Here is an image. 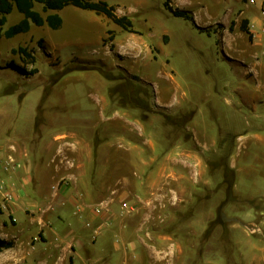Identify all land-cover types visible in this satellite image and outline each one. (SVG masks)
Masks as SVG:
<instances>
[{"label": "crops", "instance_id": "1", "mask_svg": "<svg viewBox=\"0 0 264 264\" xmlns=\"http://www.w3.org/2000/svg\"><path fill=\"white\" fill-rule=\"evenodd\" d=\"M215 1L216 6H209L206 0H182L179 8L192 12L195 23L191 22L199 34L219 36L216 25L222 22L216 21V7L220 1ZM244 1L245 7H232L229 17L241 10L252 41L235 32L237 25L233 32L225 28L221 40L227 51L224 56L237 70L234 80L226 79L212 89L191 88L177 101L171 79L162 73L172 59L173 47L168 48L172 36L167 31L159 43L147 19L142 29L132 19L134 31H129L105 15L91 18L105 29L102 40L109 30L115 31L114 51L103 44L106 56L120 57L114 62L119 72L148 83L157 75L163 78L152 86L149 83L152 100L149 94L145 97L149 110L163 108L160 116L154 109L143 111L133 92L114 86L105 69L98 67L76 70L82 71L76 80L94 84L98 94L77 118L65 117L59 106L50 109L55 111L51 116L40 117L37 112L30 122L12 114L0 116L7 125L6 138H0V158L12 163L9 169L0 164V238L15 244L0 252V264H143L140 253L146 236L154 254L159 250L156 238L162 236L170 238L168 251H182L184 242L177 238L187 236L189 229L203 238L205 222L219 217L222 204L228 205L230 221L263 224L264 187L251 195L248 190L258 187L249 183L252 174L264 179V20L257 12H248L250 0ZM255 1L253 5L259 7L261 0ZM35 9L39 10L37 3ZM146 26L148 37L141 31ZM197 26L212 30L208 33ZM121 32L128 34L119 39ZM164 35L169 36L168 42ZM233 35L243 43L237 44ZM228 36H232L229 42ZM54 118L66 126L74 123L75 128L47 132ZM240 120L251 131L239 132ZM242 153L247 157L244 166L231 161L227 168L234 174L235 193L244 194V204L250 208L235 211L237 202L220 196L210 162ZM240 183L245 184L244 191ZM124 201L132 206L127 213H122ZM102 203L111 206L110 213L94 212ZM257 203L260 210L252 208Z\"/></svg>", "mask_w": 264, "mask_h": 264}, {"label": "rangeland", "instance_id": "2", "mask_svg": "<svg viewBox=\"0 0 264 264\" xmlns=\"http://www.w3.org/2000/svg\"><path fill=\"white\" fill-rule=\"evenodd\" d=\"M104 1L114 5L117 9V14L119 12L133 19L138 29H142L145 19L149 20L153 27L152 33L156 35L155 41L160 43V37L165 31L172 36L173 43L168 45L170 51L171 47H173L171 52L172 59L168 66L164 67L165 70L162 73L168 76L169 81L171 79L174 92L176 91V101L179 98H183V92L191 88L203 85L212 89V87L217 88L223 85L226 79L234 80L237 70L231 65L232 62L224 56L226 47L223 48L221 42L225 28L229 32H233L237 25L235 32H242L249 42L252 41L249 34L241 28L243 21L246 20L243 18L241 10H238L236 17L231 20L229 17L232 7H245L244 0H219L220 4L216 7L218 14L216 21H221L222 23L216 25V31H219V36L211 33V37L199 34L197 28L190 20L174 16L166 9L165 0ZM206 1L209 6L216 4L215 0ZM250 2L248 3L252 9H249L248 12L251 13V10L257 12L264 20V15L260 8L257 5H253V3L251 5ZM181 3L182 0H178L172 6L179 8ZM37 6L39 9L37 11L43 13L46 17L48 12L43 10V5L37 3ZM59 14L63 22L58 29H53L48 25L38 26L33 24L29 32L17 34L12 38H6L4 32L20 22L23 14L14 9L12 13L7 15L6 23L3 26L0 25V116L12 114L19 118L23 117V120L28 118V122H30V120L35 119L37 112L40 117L51 116L50 112L55 113V111L50 109L59 106L62 108V112L67 114L65 117L68 118L69 116V119L77 118L78 114L84 110L83 108L92 99L96 100L98 98V94L94 90V84L76 80L75 77L81 75L82 71H76L78 69L67 71L71 64L105 69L108 73V79L114 81V86H118L121 90L133 92L135 100L142 102L141 109L143 111L149 112L153 110L152 106L149 110V100L145 98L149 94V99L152 100L150 82L148 83L137 76H129L124 72H119L114 62L120 57L117 58L115 53L106 56L107 47L104 44H108L110 50L114 51L115 31L109 30L104 40H102L105 29L91 20L92 17H99L93 11L69 5L60 10ZM232 22H234L233 30L230 29ZM110 26H113V23ZM210 30L212 29L205 32L209 33ZM141 31L145 37H148L147 26ZM127 34V32L118 33V38H125ZM231 37L228 36V42ZM233 37H235L234 40L237 44L243 43V40L237 39L239 36L233 35ZM163 38L165 42H168L169 36L164 35ZM40 40H43L41 41V46L39 44ZM21 45L28 47L35 54V64L22 62L20 55L13 52V49ZM163 50L165 51V47ZM156 51L157 53L160 52L158 47H156ZM162 55L164 57V53ZM124 61L126 64L131 62L128 58L124 59ZM18 66L23 68V70H20ZM196 66L201 68L199 69ZM33 68L38 69V72L33 75H29L24 71H29ZM194 72L198 73L192 76L191 73ZM65 76L68 77V79L66 78L67 80H64ZM159 77L161 76L157 75L152 79L151 86L153 82L159 83L163 81V78ZM201 79L203 84L199 82ZM137 96L138 99H136ZM209 100L212 101V98ZM155 111L160 116L163 108L158 106ZM53 122L47 132L64 131L68 128H75L76 125L71 123V126H66V124L61 122L57 123L55 118ZM27 123L25 126H27ZM177 124L176 126L179 127L180 124L178 122ZM236 128L241 133L251 131V126L243 120H240ZM6 129L5 120H0V138H6ZM24 129L23 131H25ZM246 159L247 157L242 153L241 156L236 158L230 156L220 157L214 158V162H210V175L214 178L216 185L220 183V188L218 189L220 196L222 199L226 197L228 200L236 201L235 211L245 210L250 207L244 204V194L235 193L234 174L228 169L230 168L228 166H230L231 161H234L235 163L238 162V166L243 167ZM217 169H220L221 172H218ZM252 176L251 180H249L250 185L256 183L258 187L249 189L248 193L250 195L257 191V188L264 187V179L262 181L258 177L259 175L255 173ZM244 185V183L239 184L240 190L244 191ZM216 192L218 191L216 190ZM258 197L260 196L258 195ZM260 200L263 201L264 205V188ZM227 206L221 205V214L216 220L205 222L203 238L194 235L192 229L187 230V236L177 238V241L181 240V242H184L182 251H168L171 248L169 246L170 238L165 239L162 236L156 238L159 250L158 253L154 254L149 251L148 247V242L151 238L146 236L144 238V244L146 245H142V252L140 253L143 264H264V222L262 224L260 220L252 222L230 221L226 219L225 208ZM252 208L260 210L261 205L257 203ZM234 225L239 226L236 229L237 232L233 230Z\"/></svg>", "mask_w": 264, "mask_h": 264}, {"label": "trees", "instance_id": "3", "mask_svg": "<svg viewBox=\"0 0 264 264\" xmlns=\"http://www.w3.org/2000/svg\"><path fill=\"white\" fill-rule=\"evenodd\" d=\"M173 0H165L164 5L168 11H170L174 16L183 17L187 20H190L195 23L194 16L192 12L174 8L172 6ZM41 3L43 5L44 11L49 10H57L60 11L69 5L76 6L81 9L94 11L97 14L105 15L116 24L121 26L122 28L134 31L133 28V21L129 16H120L117 14V9L114 5H110L107 1L104 0H0V25L3 26L7 21V15L12 13L14 9H17L20 13L24 14V18L15 24L14 26L10 27L8 30L4 32V36L6 38H12L20 33L29 32L31 29L32 23L43 26L46 23L52 27L53 29H58L62 25V18L59 14H50L46 18L35 9V4ZM220 25V24H219ZM221 26V25H220ZM234 22H232L230 29L233 30ZM198 27V26H197ZM202 31H209L208 28L198 27ZM242 30L247 32L250 38L253 37V34L250 32L247 21H243ZM1 39V35H0ZM41 41L39 44L41 46ZM13 52L19 54L21 57L22 62H26L29 64H35L36 56L29 50L26 46H19L18 48L13 49ZM14 66H16L13 63ZM17 67V66H16ZM20 70L23 68L19 67ZM90 67L86 65H78V64H71L67 71L75 70V69H89ZM29 75H33L38 72L37 68H33L32 70L26 71ZM1 208V207H0ZM13 241H7L0 238V252L10 249L14 247Z\"/></svg>", "mask_w": 264, "mask_h": 264}, {"label": "built area", "instance_id": "4", "mask_svg": "<svg viewBox=\"0 0 264 264\" xmlns=\"http://www.w3.org/2000/svg\"><path fill=\"white\" fill-rule=\"evenodd\" d=\"M251 3L255 4L256 1L255 0H251ZM259 8H260L262 14L264 15V0H261ZM0 164L4 165V167L6 169H9L11 167L12 163H11L10 159H2V158H0ZM6 198L10 199L11 198V193L7 192L6 193ZM131 209H132V206L128 202L124 201L122 203V213H127ZM93 210H94V212L96 214L110 213L111 212V206L109 204H103L102 203V204H99V205L95 206L93 208ZM96 235H98L97 232L95 233V236Z\"/></svg>", "mask_w": 264, "mask_h": 264}]
</instances>
